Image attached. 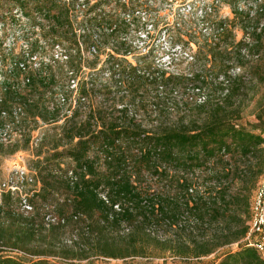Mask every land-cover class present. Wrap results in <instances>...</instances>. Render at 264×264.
<instances>
[{"label":"trees","instance_id":"obj_1","mask_svg":"<svg viewBox=\"0 0 264 264\" xmlns=\"http://www.w3.org/2000/svg\"><path fill=\"white\" fill-rule=\"evenodd\" d=\"M229 1L237 6L240 0ZM7 2L13 7L0 17L1 24L7 16L22 22L17 17L22 13L40 33L28 41L26 55L1 72L0 155L30 148L27 167L34 183L23 189L33 208L28 213L20 193L0 188V264H95L101 258L113 261L105 264H155L136 260L154 257L157 249L163 260L157 264H264L244 241L264 177V104L245 125L237 100L245 86L264 85V2L255 15L236 9L254 34L246 33L230 51L219 50L221 61L233 56L232 68L241 73L217 75L222 81L215 98L204 97L195 103L196 113L153 130L130 117L133 105L83 111L95 80H79L75 89L69 84L79 76L84 46L95 49V41L106 38L117 44V56L130 54L119 35L147 29L136 17L125 18L136 5L113 0L117 7L106 17L102 8L113 4L109 0L92 3L86 12L77 0H0V6ZM224 28L221 22L217 32ZM45 45L56 57L29 62ZM214 50L212 59L218 55ZM245 65L249 72L242 71ZM127 70L136 69L113 62V91L123 93L134 79ZM191 76L208 85L202 73ZM161 80L163 89L189 82L165 72ZM41 124L48 129L36 135ZM154 228H163L166 237H155Z\"/></svg>","mask_w":264,"mask_h":264},{"label":"rangeland","instance_id":"obj_2","mask_svg":"<svg viewBox=\"0 0 264 264\" xmlns=\"http://www.w3.org/2000/svg\"><path fill=\"white\" fill-rule=\"evenodd\" d=\"M149 1V21L153 24L149 38H142L143 34L141 35L140 32L142 29L130 30V32L119 35V41L128 43L131 47L126 46L130 52L127 57H123L121 51L119 52L120 56H117L118 52L113 48V45L116 46L117 44L111 39L101 38L100 42L95 41L96 53L94 49L87 50L84 46L79 76L75 83L77 84L79 80H95V93H92L88 99L89 104L83 103L84 105L81 106L83 111H85L86 106L87 108L92 106L103 107L113 111L114 104L118 109L122 107V103L129 106L133 105L130 117L136 119L144 129L153 130L160 123L175 124L180 120V117L189 116L191 110L196 113L195 103H201L204 97L212 96L215 98L218 94L215 90L218 88L216 87L217 83L222 81L221 79L216 80L217 75H223L227 72V75L233 76L238 73L232 68L236 64L233 56H229L227 61L223 62L219 57V50L228 49L230 51L236 43L245 37L246 33H253L251 29L246 31V27L249 25L244 24L242 18L237 16L236 9L245 16L254 9L255 3L254 0H240L237 6H234L229 0H219V4H215V0H192L190 2L193 6L192 9H197L196 12L199 15L202 8L207 7L206 11L209 16L205 17L203 23L192 14H188L189 9L184 6L187 0ZM262 1L264 2V0ZM12 7L11 2L3 3L0 6V17ZM116 7L117 5L114 3L105 4L102 8V15L105 14L106 17H110L109 12H114ZM210 7H214L212 13L209 12ZM113 15L115 16V14ZM21 16H23L22 13L17 15L18 19H22V22L12 21L10 16H7L4 24H1L0 21V83L2 70L6 69L8 65L10 67L11 60L26 55L29 46L28 41L31 42L39 37V27L33 28V25L37 24L26 22L27 20L25 21ZM260 18L262 19L261 27H263L264 16ZM221 22L225 23L224 33L217 32ZM257 22V20L251 22L253 28H256ZM142 26L145 28V25L142 24ZM78 33H82V31H78ZM41 41L43 42V40ZM42 47V52L29 62H39L42 55L46 58L44 60L46 63H48L51 55L54 54L56 57L49 45ZM67 48L68 46L65 45L64 49L67 50ZM214 49H218L216 59L211 58V52ZM2 55L6 56V60H2ZM71 55H75L74 51L71 52ZM113 62L119 63L120 68H130L131 66V68L135 67L136 69L134 72L127 70V74L134 79H131L124 86L123 93H118L117 90L113 91ZM259 62L258 60L256 63ZM244 70L249 72V66L245 65L242 71ZM163 72L166 76L170 74L186 76L189 82L176 88L172 86L160 88L159 84L162 85L161 75ZM198 73L204 75V82L208 84L207 86L199 84L192 78V74L197 75ZM126 79V77L125 79L121 78L122 81L127 82ZM107 83L109 85H106ZM69 84L71 89H75L72 82ZM196 87H201L202 90L199 91ZM254 87L252 85L245 86L237 98L242 102L241 108L244 110L243 123L245 125L255 121V113L260 109V103L264 104V85L259 83L257 87ZM46 129L48 126L41 124L36 135L44 133ZM16 138L17 136H14L12 141H15ZM32 158L33 152L30 148L20 150L13 155H0V185L6 181L12 172L15 173L19 168L29 166ZM28 189H32V187ZM153 232L155 237L160 240L167 235L163 228H154ZM235 248V246L225 248L219 254ZM152 256L154 257L138 258L136 261L155 264L163 262L158 249L153 251ZM215 257L216 255H213L205 261H211ZM110 261L112 260L94 259L95 264H105V262Z\"/></svg>","mask_w":264,"mask_h":264},{"label":"built area","instance_id":"obj_3","mask_svg":"<svg viewBox=\"0 0 264 264\" xmlns=\"http://www.w3.org/2000/svg\"><path fill=\"white\" fill-rule=\"evenodd\" d=\"M70 1V0H66ZM108 0H77V6L78 9L83 12H86L89 8V6L92 3H103ZM112 1L113 0H109ZM123 3H133L136 5V8H134V12L132 14H127L126 15V20L128 22L133 20V16L137 18L138 21H140L143 25H146V32L141 31V35L143 34V39L149 38L148 33L151 31L153 24L150 23L149 18V11H148V5L150 4L149 0H121ZM192 0H187L186 4L184 6L189 9L188 14H192V16H195L196 19L201 20L204 23L205 17L208 15L207 7H203L202 10L200 11V15L198 14L197 9L193 10L192 4H190ZM219 0H215V4H219ZM262 0H254L255 6L253 10L251 11L252 15H255L261 5ZM154 5V4H153ZM207 5V4H206ZM213 5V4H212ZM157 6V5H154ZM183 6V7H184ZM212 8H209V12L212 13ZM201 9V8H200ZM199 9V10H200ZM209 16V15H208ZM95 53L96 50L94 49ZM189 56V54H188ZM236 71L239 73L240 69H236ZM73 88L77 87V84L75 81H72ZM62 101H64L62 99ZM86 103V102H83ZM84 105V104H83ZM87 110V106L85 108V111ZM3 140L6 141V133L2 135ZM34 183V177L29 171L28 167H21L17 171L12 172L6 181H4L1 184V190H6V191H11L12 193H20L22 195V208L25 212H31L32 211V206L28 203L27 198L30 196V194H24L23 189L27 185H32ZM252 218L248 224L249 226V231L247 233V236L245 238V243L248 244V246L254 248L258 255L262 258L264 261V177L260 180L259 186L257 189V192L253 198L252 201Z\"/></svg>","mask_w":264,"mask_h":264}]
</instances>
